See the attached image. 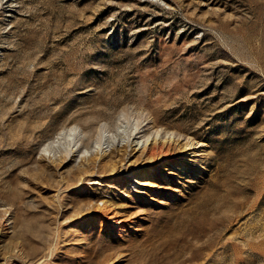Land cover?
Listing matches in <instances>:
<instances>
[{
  "label": "rangeland",
  "instance_id": "374dc122",
  "mask_svg": "<svg viewBox=\"0 0 264 264\" xmlns=\"http://www.w3.org/2000/svg\"><path fill=\"white\" fill-rule=\"evenodd\" d=\"M0 264H264V0H0Z\"/></svg>",
  "mask_w": 264,
  "mask_h": 264
},
{
  "label": "bare ground",
  "instance_id": "6f19581e",
  "mask_svg": "<svg viewBox=\"0 0 264 264\" xmlns=\"http://www.w3.org/2000/svg\"><path fill=\"white\" fill-rule=\"evenodd\" d=\"M126 126H123L122 129V132L124 131V133L127 135V137L125 138L126 140L122 145H120L117 148L116 147L113 148V150L108 155L102 153L101 151L103 150V144L109 140L108 138L109 136L107 132L103 131L102 135L100 136V139L97 141L95 145V151L97 152V154L101 152L100 155L102 158H105L106 156H110L109 161L110 164H112L113 166L112 168H114L115 171V169L122 168L124 166L123 164L126 162L128 157L131 156L132 151L135 150L139 151L142 148L140 152L141 153L140 157L143 158L141 159L139 158V159L140 161L141 160L143 161V165H142L143 167L133 172L136 175V177H138L137 182L139 183L144 181L145 182L149 181L151 177L154 178L155 170H156L155 164L157 162L167 160L172 156L180 157L178 158L179 160L182 159L181 161V169H182L183 162H185L186 160L185 156H194V154L200 151V148L202 146V144L199 143L200 141L199 142L196 141L193 137L184 134L182 136L181 134L179 135L178 133L168 134L166 131L156 134L151 138L147 137L145 140H143V138L145 137L144 131L129 133L126 131L128 127ZM68 135L70 137H78L80 135V131L75 128L72 129ZM131 164H137V162L136 161L131 162ZM139 176H141V178H139ZM126 180H129V178L126 177Z\"/></svg>",
  "mask_w": 264,
  "mask_h": 264
}]
</instances>
